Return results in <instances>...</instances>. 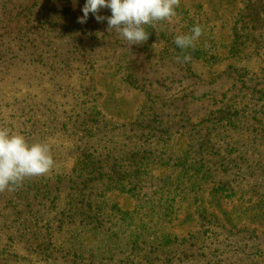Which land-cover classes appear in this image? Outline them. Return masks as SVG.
I'll return each mask as SVG.
<instances>
[{
    "label": "rangeland",
    "instance_id": "obj_1",
    "mask_svg": "<svg viewBox=\"0 0 264 264\" xmlns=\"http://www.w3.org/2000/svg\"><path fill=\"white\" fill-rule=\"evenodd\" d=\"M84 3L0 0V126L54 159L0 191V264H264V0L133 45Z\"/></svg>",
    "mask_w": 264,
    "mask_h": 264
},
{
    "label": "clouds",
    "instance_id": "obj_2",
    "mask_svg": "<svg viewBox=\"0 0 264 264\" xmlns=\"http://www.w3.org/2000/svg\"><path fill=\"white\" fill-rule=\"evenodd\" d=\"M178 3L179 0H85L83 15L78 21L84 23L89 14H94L98 21L107 19L109 29H116L131 45L140 44L149 37L144 25L160 20L171 21L177 15ZM101 8L110 9L111 15H99ZM202 32V26L195 24L190 32L177 34L174 42L181 50L191 48ZM182 59L189 61L191 57L185 54ZM53 165L47 142L29 143L22 133L0 126V191L18 186L27 177L42 175Z\"/></svg>",
    "mask_w": 264,
    "mask_h": 264
}]
</instances>
